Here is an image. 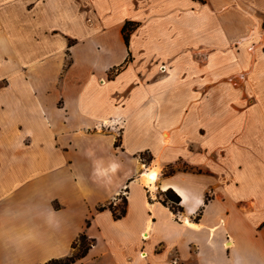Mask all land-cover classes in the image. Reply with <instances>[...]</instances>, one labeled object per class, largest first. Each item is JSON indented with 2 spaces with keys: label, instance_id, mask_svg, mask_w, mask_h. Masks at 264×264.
Masks as SVG:
<instances>
[{
  "label": "crops",
  "instance_id": "crops-1",
  "mask_svg": "<svg viewBox=\"0 0 264 264\" xmlns=\"http://www.w3.org/2000/svg\"><path fill=\"white\" fill-rule=\"evenodd\" d=\"M260 11L0 0V264L66 256L83 232L77 264H264Z\"/></svg>",
  "mask_w": 264,
  "mask_h": 264
},
{
  "label": "trees",
  "instance_id": "trees-1",
  "mask_svg": "<svg viewBox=\"0 0 264 264\" xmlns=\"http://www.w3.org/2000/svg\"><path fill=\"white\" fill-rule=\"evenodd\" d=\"M138 23L127 21L123 27L124 39L126 43H129V37L131 31L137 26ZM119 139L116 140V145L118 144ZM172 169H169L168 172H171ZM162 201L168 203L174 210L181 209L179 203L181 201L180 196L172 189L168 188L166 191L162 192ZM108 206L113 210L115 217H121L125 214L126 211V198H123V203L117 208L113 207V204L110 203ZM105 206H99L98 209H102ZM89 223V221H88ZM93 239L89 238L88 235L83 232L72 244V252L63 257L51 258L45 262V264H77L83 257L86 256L89 248L91 247ZM79 248V251L76 249Z\"/></svg>",
  "mask_w": 264,
  "mask_h": 264
},
{
  "label": "bare ground",
  "instance_id": "bare-ground-1",
  "mask_svg": "<svg viewBox=\"0 0 264 264\" xmlns=\"http://www.w3.org/2000/svg\"><path fill=\"white\" fill-rule=\"evenodd\" d=\"M158 175H159L158 168L151 167L150 169H148V170L145 171L144 181L146 183L151 184V187H154L155 186V182L158 179Z\"/></svg>",
  "mask_w": 264,
  "mask_h": 264
},
{
  "label": "rangeland",
  "instance_id": "rangeland-1",
  "mask_svg": "<svg viewBox=\"0 0 264 264\" xmlns=\"http://www.w3.org/2000/svg\"><path fill=\"white\" fill-rule=\"evenodd\" d=\"M253 14H255V12H253ZM256 14H258L259 16H262V18L264 19V11L256 12ZM262 28L264 29V22L262 24ZM262 47L263 48H262L261 52L264 50V45H262ZM249 96H250L249 97L250 101H255V100L257 101L258 100V101L264 102V91H261V92H252V94H250ZM76 251H79V248L76 249Z\"/></svg>",
  "mask_w": 264,
  "mask_h": 264
},
{
  "label": "built area",
  "instance_id": "built-area-1",
  "mask_svg": "<svg viewBox=\"0 0 264 264\" xmlns=\"http://www.w3.org/2000/svg\"><path fill=\"white\" fill-rule=\"evenodd\" d=\"M162 66H164V65H162ZM163 69H165V67H163Z\"/></svg>",
  "mask_w": 264,
  "mask_h": 264
},
{
  "label": "clouds",
  "instance_id": "clouds-1",
  "mask_svg": "<svg viewBox=\"0 0 264 264\" xmlns=\"http://www.w3.org/2000/svg\"><path fill=\"white\" fill-rule=\"evenodd\" d=\"M113 167H115V165H113Z\"/></svg>",
  "mask_w": 264,
  "mask_h": 264
}]
</instances>
